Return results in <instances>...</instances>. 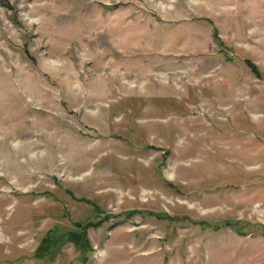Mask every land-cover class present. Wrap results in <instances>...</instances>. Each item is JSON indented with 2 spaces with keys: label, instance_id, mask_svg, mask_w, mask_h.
Masks as SVG:
<instances>
[{
  "label": "rangeland",
  "instance_id": "rangeland-1",
  "mask_svg": "<svg viewBox=\"0 0 264 264\" xmlns=\"http://www.w3.org/2000/svg\"><path fill=\"white\" fill-rule=\"evenodd\" d=\"M6 2L0 264H264V0Z\"/></svg>",
  "mask_w": 264,
  "mask_h": 264
},
{
  "label": "bare ground",
  "instance_id": "bare-ground-1",
  "mask_svg": "<svg viewBox=\"0 0 264 264\" xmlns=\"http://www.w3.org/2000/svg\"><path fill=\"white\" fill-rule=\"evenodd\" d=\"M226 109V108H225ZM198 119H199V117L198 116H195V117H193V118H191V119H186V121H189L191 124H187L186 125V127H188V130H197V128H200L199 126H200V124H198ZM201 123V122H200ZM38 143V141L37 140H33V141H29L28 143H26V146L27 147H30V148H36L37 146H35L36 144ZM234 143H236V139H233V140H227V139H225V141H223V144L224 145H229L228 147H232L233 146V144ZM229 151V150H228ZM230 153H232V152H230ZM77 157V156H76ZM68 164L67 163H64L63 164V168H66V167H68L67 166ZM69 168H70V165H69ZM72 172H74V173H81L84 169L82 168L81 169V167L80 166H77V167H73L72 169ZM12 223V222H11ZM24 227V226H23ZM7 228V227H6ZM21 228V227H20ZM20 228H18V229H20ZM14 230L16 229V228H13ZM17 230V229H16ZM28 235V233H26L25 231L24 232H16V233H14L13 235H12V237H11V241H15V240H23V239H25L26 238V236Z\"/></svg>",
  "mask_w": 264,
  "mask_h": 264
},
{
  "label": "trees",
  "instance_id": "trees-1",
  "mask_svg": "<svg viewBox=\"0 0 264 264\" xmlns=\"http://www.w3.org/2000/svg\"><path fill=\"white\" fill-rule=\"evenodd\" d=\"M1 2H2V4L4 5V6H7L8 4H7V2H6V0H0ZM248 66H249V68L253 71V73L255 74V75H258L257 73H258V70H257V68L253 65V64H251V63H249L248 64ZM259 76V75H258ZM80 226V232H73L74 234H72V239H74V243L76 244V246L77 247H80L83 251H86V250H89L90 249V245H89V242H88V240L86 239V237L84 236V231H85V229L88 227V224L87 225H85V226H81V224H79ZM234 228H237V227H234ZM237 229H239V228H237ZM58 236V235H57ZM49 237L48 238H46L45 240H44V246L42 247L43 249H41L39 252H41L42 254H44V253H46V250H47V243H48V241H49ZM86 257V256H85ZM83 258V260H85L86 261V258Z\"/></svg>",
  "mask_w": 264,
  "mask_h": 264
}]
</instances>
